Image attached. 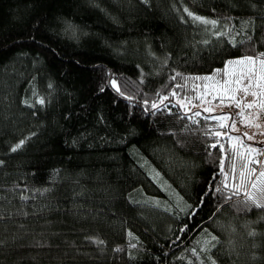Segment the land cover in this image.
Masks as SVG:
<instances>
[{"label": "trees", "instance_id": "16d2710c", "mask_svg": "<svg viewBox=\"0 0 264 264\" xmlns=\"http://www.w3.org/2000/svg\"><path fill=\"white\" fill-rule=\"evenodd\" d=\"M259 53L264 0H0V264H264L231 131L150 107Z\"/></svg>", "mask_w": 264, "mask_h": 264}, {"label": "snow or ice", "instance_id": "6c2138e0", "mask_svg": "<svg viewBox=\"0 0 264 264\" xmlns=\"http://www.w3.org/2000/svg\"><path fill=\"white\" fill-rule=\"evenodd\" d=\"M142 2L147 3L148 0H142ZM188 16L193 19L194 22H199L205 25H212L215 27L218 23L217 20H209L207 18L194 15L192 12H189L187 9H185ZM252 21L248 20L244 22V26L247 27L249 24H251ZM69 28H71V25H69ZM219 35H223L224 33H218ZM73 36L75 37V32L73 31ZM251 40V37L248 38ZM207 43V41H205ZM243 43V42H241ZM239 66L240 71L237 74L235 70L232 72V78L231 79H224L221 81H216L215 83L209 85L208 83H205L203 85V91H197V94L195 96H185L184 98H180L177 96L176 91H172L169 95H160L157 94L158 102H152L150 107L151 109L160 110L162 107L165 106V101L169 100V96L176 98V105L183 108L185 110V115H187V112L192 108L196 107V104L194 101H199L201 104L209 103L210 101L206 100V97L213 92L216 93V95H213L212 99L216 100L217 96L220 97L221 105L222 106H232L235 105L236 108L240 109V112L238 115L241 117L240 123L243 126L252 127V121L250 118H246L244 115L245 109H258L259 111L255 114V118L259 119L260 115L264 114V53H259L256 56L251 55H244L242 58L236 59V60H229L225 64V70L224 75L228 76V68L229 66ZM220 70H217L219 72ZM180 73H176L175 76L171 77V79L175 80L178 76H180ZM215 74L212 76H204V77H187L185 80L188 79H194L197 81H213ZM243 82V86L242 85ZM235 85V86H233ZM112 86L116 88L117 91H119V88L117 87L116 81H112ZM51 87V85H49ZM177 87H181L178 85ZM200 85H195L194 91L196 89H199ZM103 90V89H102ZM238 93H242V97H238ZM247 97H252L251 101L246 102ZM224 98H227L229 101L228 105H224L223 100ZM128 99H132L131 97H128ZM27 103V101H25ZM38 103L43 104L44 100L43 98L38 100ZM144 103L147 105L148 101L145 100ZM205 112H212L213 109L210 108H204ZM193 116H200V112H194ZM214 120L218 121H230V123H219L220 128H228L231 130H236L235 125L236 121L232 118L230 114H221L220 116L211 117ZM195 122V121H194ZM256 127H259V125H255ZM212 131L211 129L209 130ZM217 137L221 136V133L219 131H216L214 133ZM32 135H35L34 133ZM244 137L251 140L254 139L255 133L252 135H249L247 133L243 134ZM31 139L30 136L25 137L24 139L19 140L15 145H13L10 148V151L16 152L18 150H21L26 143ZM229 139H232V137H229ZM238 144H242L243 140L240 136L235 137ZM219 143V142H218ZM258 143H264V142H258ZM216 144L211 145V147H216ZM221 149H223V145H219ZM257 149L255 147H248L244 153L245 157L248 159V163H246L243 166V169L239 173V183H234L230 191L232 192V196H240L241 190L244 189V197L243 200L238 201V203H242L244 208L249 207H255L264 209V163L260 162L259 160H255L252 157V154H256ZM4 161L0 160V165H3ZM252 164H258L259 169L255 167H251ZM234 171V169H233ZM221 172L223 174V163L221 165ZM235 179V177H234ZM250 185V189L248 190V187ZM224 187H228L227 184L224 185ZM47 191V189H45ZM219 191V189H218ZM232 196L228 197V199H231ZM21 199H27V197L22 196ZM249 236L255 237L257 235V232L250 231L248 233ZM89 240H93L94 238L89 237ZM96 243L102 244L103 241H95ZM2 243V241H0ZM219 243V239L216 236H211L209 240L205 241L206 247H215V244ZM134 247V246H133ZM196 250H193L195 253ZM211 264H216L215 260H212Z\"/></svg>", "mask_w": 264, "mask_h": 264}, {"label": "rangeland", "instance_id": "374dc122", "mask_svg": "<svg viewBox=\"0 0 264 264\" xmlns=\"http://www.w3.org/2000/svg\"><path fill=\"white\" fill-rule=\"evenodd\" d=\"M230 60H233V59H230ZM219 70H220L219 72L214 71L211 74H205L203 76L201 75L200 77L212 76L213 74H215L213 81H197L195 84H191V87H193V89H194L195 85H200V88L196 89L195 91L193 90L192 93H191L192 95H189V96H195L197 94V91H203L204 90L203 89V85L205 83H208L209 85H211V84L215 83L216 81H221L222 82L224 79H231L233 70H235V72L238 74L239 71H240V68H239V66H235V65L229 66V68L227 70L228 73H229L228 76L224 75L225 66L222 69H219ZM233 86H235V85H233ZM241 86H243V82H242ZM213 95H216V93L213 92L212 94H210V95H208L206 97V100L210 101L209 103L201 104L199 101H194V103L196 104V107H194V108L200 109L201 111H203L204 108L213 109V111L212 112H208V114H210L211 116H216V117L220 116L221 114H230L231 115L230 106H222L220 97L217 96V99L213 100L212 99ZM237 95H238V97H242L243 94L242 93H238ZM184 97H180V98H184ZM251 99H252V97H247L246 98V102L251 101ZM223 103H224V105H228L229 104V101L227 100V98H224ZM189 108L190 109H194L191 106H189ZM258 111L259 110L255 109V108L254 109H245L244 110L245 117L246 118H250L251 121H252V124H253L252 127H247L246 130H240V129L238 130L237 126L235 125L236 130H231V132H230V130L228 128L226 130L227 132H230L229 136L232 137V139H230V141H231V145H232L233 149L235 150V153L237 155L238 154L240 155V157H237V158L238 159L241 158L242 159V163L244 165L246 163H248V159L244 155L246 149L248 147H255L256 148L257 146L255 144H253L252 141L260 142L261 141V137H258L256 139V136H254V139L249 140L246 137H244L243 134L247 133L249 135H252L253 133H257V134L261 133L260 136H263L262 134H264V114L260 115L259 119H256L255 118V114ZM239 112H240V109H239ZM232 118H233V116H232ZM220 122L230 123V121H218V123H220ZM255 125H259V127H256ZM221 130H224V129H221ZM237 132H239V133H237ZM240 133H242V134H240ZM237 136H240L241 139L243 140L242 144H238L237 143V141L235 139V137H237ZM251 158H253L255 160H258V158H256L255 154H252ZM251 167H255V168L259 169L258 167L255 166V164H252Z\"/></svg>", "mask_w": 264, "mask_h": 264}, {"label": "built area", "instance_id": "2783aa9c", "mask_svg": "<svg viewBox=\"0 0 264 264\" xmlns=\"http://www.w3.org/2000/svg\"><path fill=\"white\" fill-rule=\"evenodd\" d=\"M230 111H231V115L233 116L234 120L236 121L237 128L240 130L246 129L247 126H243L240 123L241 117L238 115L239 109L236 108L234 104L232 106H230ZM263 142H264V138H263ZM260 151H261V157L264 158V143H262Z\"/></svg>", "mask_w": 264, "mask_h": 264}, {"label": "crops", "instance_id": "0c3cea01", "mask_svg": "<svg viewBox=\"0 0 264 264\" xmlns=\"http://www.w3.org/2000/svg\"><path fill=\"white\" fill-rule=\"evenodd\" d=\"M247 129V128H246ZM246 129H243V130H246ZM257 135V133H255V136Z\"/></svg>", "mask_w": 264, "mask_h": 264}]
</instances>
